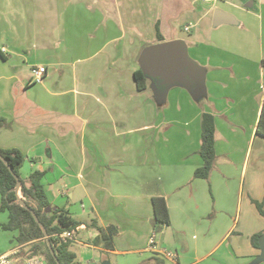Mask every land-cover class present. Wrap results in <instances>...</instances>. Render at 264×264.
Listing matches in <instances>:
<instances>
[{
    "label": "crops",
    "instance_id": "crops-1",
    "mask_svg": "<svg viewBox=\"0 0 264 264\" xmlns=\"http://www.w3.org/2000/svg\"><path fill=\"white\" fill-rule=\"evenodd\" d=\"M218 1L0 0V147L25 155L24 180L45 171L50 204L81 222L66 241L78 264H264L252 241L264 233L255 203L264 209V0ZM216 8L239 24L212 25L192 42L200 87L175 84L159 97L148 81L139 90L134 72L143 48L159 42L157 24L164 41L179 39L183 15L213 22ZM39 65L47 73L34 82ZM204 112L216 122L207 179L195 177ZM154 196L170 215L158 239ZM0 212L1 225L9 212ZM110 225L109 246L99 228ZM10 231L2 254L22 260L27 245ZM153 235L174 259L149 249Z\"/></svg>",
    "mask_w": 264,
    "mask_h": 264
},
{
    "label": "trees",
    "instance_id": "trees-1",
    "mask_svg": "<svg viewBox=\"0 0 264 264\" xmlns=\"http://www.w3.org/2000/svg\"><path fill=\"white\" fill-rule=\"evenodd\" d=\"M241 1L242 3L245 2L243 0ZM157 37L159 42L165 40L158 24ZM134 77L139 90L147 88L148 81H151L153 91L159 97L161 94H165L167 90L173 86L162 85L158 79H153L144 74L141 68L134 72ZM198 85L199 84H195L191 90L198 89V87H200ZM6 125V119L0 117V128ZM201 128V147L198 153L203 158V164L196 169L195 177L207 179L210 177L217 159L215 147L216 122L215 116L212 113L204 112L202 114ZM256 132L257 134L264 136V100ZM0 154L9 162V165L13 169L12 172L5 161L0 157V211L9 212V221L1 224V226L6 230L19 231L17 237L18 242L27 245V248L21 252L22 256L26 258L39 256L44 260L45 264H59L48 246L45 235L46 230L60 263L78 264L76 261V254L67 248V242L60 239L58 235L65 230L73 231L81 224V222L76 220L66 207H57L52 212L47 211V207L50 205V200L43 183L45 171L33 170L30 173L29 178L24 180L21 177L20 168L26 159L25 155L18 148L2 147H0ZM14 173L18 175L22 182L19 189L20 193L17 192L18 179ZM152 201L155 209L154 226L158 229L156 230L157 232L163 226L169 225L170 215L164 197L154 196ZM22 202L26 203L31 209H33L39 222L35 219L33 213L23 206ZM255 203L260 212L264 215L262 203L257 201H255ZM99 229L101 238L107 240L108 245L110 246L111 243L109 242L108 232H110L111 235H114L117 231L113 229L112 225L108 226L106 229ZM262 234L263 233H257L253 235L252 241L254 245L259 247V238Z\"/></svg>",
    "mask_w": 264,
    "mask_h": 264
},
{
    "label": "water",
    "instance_id": "water-1",
    "mask_svg": "<svg viewBox=\"0 0 264 264\" xmlns=\"http://www.w3.org/2000/svg\"><path fill=\"white\" fill-rule=\"evenodd\" d=\"M243 1H245L244 6L246 8H252L255 4V0ZM221 24L237 25L239 21L232 13L216 8L212 25L213 27H217ZM139 64L144 74L153 79H158L162 85L166 86L179 84L192 88L203 79L200 65L189 56L186 43L181 39L166 40L144 47L139 56ZM0 157L13 172L9 162L1 154ZM15 176L18 179L17 192L19 193L22 182L18 175L15 174ZM22 204L33 213L35 219L39 222L33 209L24 202ZM45 235L51 253L55 256L58 263L61 264L46 230ZM259 245L261 254L257 258V261L261 262L264 261V233L259 238ZM104 264H107V262H104Z\"/></svg>",
    "mask_w": 264,
    "mask_h": 264
},
{
    "label": "rangeland",
    "instance_id": "rangeland-1",
    "mask_svg": "<svg viewBox=\"0 0 264 264\" xmlns=\"http://www.w3.org/2000/svg\"><path fill=\"white\" fill-rule=\"evenodd\" d=\"M229 1L232 3H236L238 5H241V6L243 4L241 0H229ZM218 4L222 5L223 0L218 1ZM189 15L190 14H188V13L183 15L180 18V20L176 22L177 27L175 29L174 36L183 40L186 43V46H187V42H188L189 47H187V50H188L189 56L194 60L195 58L193 57L192 52H190V49L193 46L192 42H195L196 39H198V38L199 39H205V38L209 37L210 32L212 30V18H211V20H210V18H207L206 20L202 19L198 22V24H195L198 18L193 17V16H189ZM190 20L192 22L185 25ZM191 24H192V27L190 28V30H186V26H190ZM201 32H202V34H200ZM194 61L196 62V60H194ZM183 88H185V87H183ZM20 197H21V195H20ZM0 205H1V195H0ZM53 209H54V206L51 204L47 208V210L49 212H52ZM6 215H7L6 212H0V220L3 217H6ZM159 233L158 232L156 233V235H155V236H157L156 239L161 238V235H159ZM13 239H14V237L12 235V232L10 230L4 229L0 225V254L4 253L7 249H10L13 247V245H12ZM172 252H174V251H172ZM125 257H127V256H125V255L114 256V258H116V259L117 258L123 259ZM214 258H217V255H215Z\"/></svg>",
    "mask_w": 264,
    "mask_h": 264
},
{
    "label": "built area",
    "instance_id": "built-area-1",
    "mask_svg": "<svg viewBox=\"0 0 264 264\" xmlns=\"http://www.w3.org/2000/svg\"><path fill=\"white\" fill-rule=\"evenodd\" d=\"M191 27H192V24L190 26H186V30H190ZM46 73H47L46 66H44V65L35 66L32 68V74H33L32 80L34 82H40L43 80ZM58 237L60 239H62L63 241H68V240H72L75 238V233H74V231L65 230V231L61 232L58 235ZM149 249L152 252H154L158 255H161L165 258H169V259L175 258L174 252H172L171 250H168L164 247H159L156 244V240H155L154 235L151 237ZM0 264H45V262L39 256L24 258L21 260V259H13L8 254H0Z\"/></svg>",
    "mask_w": 264,
    "mask_h": 264
},
{
    "label": "flooded vegetation",
    "instance_id": "flooded-vegetation-1",
    "mask_svg": "<svg viewBox=\"0 0 264 264\" xmlns=\"http://www.w3.org/2000/svg\"><path fill=\"white\" fill-rule=\"evenodd\" d=\"M244 3H245V2H244ZM244 3H243V4H244Z\"/></svg>",
    "mask_w": 264,
    "mask_h": 264
}]
</instances>
